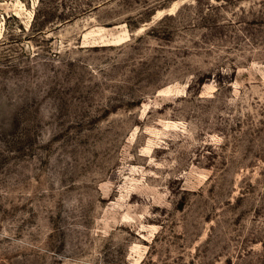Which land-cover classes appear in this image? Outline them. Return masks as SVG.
<instances>
[{
    "label": "rangeland",
    "instance_id": "obj_1",
    "mask_svg": "<svg viewBox=\"0 0 264 264\" xmlns=\"http://www.w3.org/2000/svg\"><path fill=\"white\" fill-rule=\"evenodd\" d=\"M0 264H264V0H0Z\"/></svg>",
    "mask_w": 264,
    "mask_h": 264
}]
</instances>
